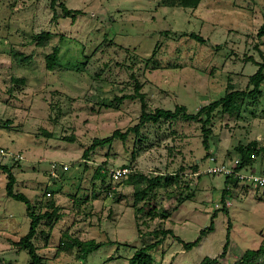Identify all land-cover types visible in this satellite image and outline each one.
Returning <instances> with one entry per match:
<instances>
[{
	"label": "rangeland",
	"instance_id": "obj_1",
	"mask_svg": "<svg viewBox=\"0 0 264 264\" xmlns=\"http://www.w3.org/2000/svg\"><path fill=\"white\" fill-rule=\"evenodd\" d=\"M63 6L79 13L65 15ZM263 24L264 0H201L195 9L162 0H0V148L21 155L0 154V164L12 167L13 192L47 214L32 239L43 264H127L152 243L154 264H199L205 256L231 264L264 247V189L204 172L210 156L228 161L252 141L260 147L252 167L264 162V80L259 93L212 112L207 149L199 120L130 130L142 112L139 93L148 112L184 106L196 114L228 85L245 90L264 62ZM41 32L50 34L43 42ZM114 130L125 139L83 158ZM50 162L67 168L53 176ZM120 166L131 173L115 181L109 170ZM97 168L104 178H94ZM6 182L0 170V264H28L14 243L30 218L6 195ZM210 224L197 246L177 241L192 242ZM68 239L105 244L82 257ZM263 262L264 251L255 264Z\"/></svg>",
	"mask_w": 264,
	"mask_h": 264
},
{
	"label": "trees",
	"instance_id": "obj_2",
	"mask_svg": "<svg viewBox=\"0 0 264 264\" xmlns=\"http://www.w3.org/2000/svg\"><path fill=\"white\" fill-rule=\"evenodd\" d=\"M201 0H162V3L166 6H181L185 8H191L195 9ZM63 12L65 15H70L72 12L79 13V11H71L66 9L64 6L62 8ZM263 29H264V24L261 26L258 36L263 35ZM50 36L48 32H41L38 35V38L40 37V42H43L45 39H47ZM197 41L203 42L204 40L198 36V35H192ZM42 44V43H40ZM59 52L58 47L54 46L52 51L46 55V67L47 68H52L56 58L57 54ZM258 68L254 72V74L250 75L248 78V85L245 88V90H238L234 89L231 85L227 86V91L224 94L223 97L219 98L218 100H214L207 104L206 106H203L199 109V111L196 114H189L186 112V108L184 106H176L175 109L172 110H167V109H162V108H156L152 113L146 111V105L144 102V97L142 94H137V96L140 98L141 101V115L139 117V123L131 128L130 130H133L135 132L138 131L139 127L143 125L145 122H158L159 120H167V121H173L177 118H182L186 120H199L202 122V132H203V139H202V144L204 145V148L207 149L208 146V138H209V133L210 130L206 128V125L210 122L211 119V114L212 112L217 109L218 107L222 108H229L232 109L235 107V105L245 99L246 97L253 96L256 93H259V87L261 83L264 80V62L258 63L257 64ZM251 85V88L248 89V87ZM136 91H138L140 88L136 84L135 85ZM134 96L132 95H124L120 99H125V98H133ZM204 114V117H201V115ZM125 132L124 134H121L118 130H114L112 134L108 137L105 138H100V139H94L92 141V144L83 151V158L88 157L89 151L95 149L98 146H104L106 144H109L113 139L116 137H119L120 139H125L126 136ZM260 147H257L256 142L252 141L245 146H238L237 147V152L239 153L240 157V164L238 166V169H242L243 167L250 166L252 167L255 164L254 158H252V155L257 156L259 154ZM208 155V154H206ZM13 159V158H12ZM16 161V160H15ZM12 167H8L7 165H2L0 164V170L4 171L7 174V182L5 185V192L6 195L9 197H12L16 200L22 201L25 204V211L27 216L30 218V224H29V229L25 235H23L18 242L14 243L17 247L26 250L28 257H29V263L28 264H43L42 263V258L36 253V248L32 242V239L34 238L36 232H37V227L39 226V223L41 219L44 217V215H47L46 213L44 214H35L33 212V209L31 207L30 201L28 198L21 193H14L13 192V187L15 183V178L14 175L11 172ZM103 173V174H102ZM103 176V177H102ZM99 178L102 177L104 178V171H102V168H97L94 172V178ZM150 182L149 184H151ZM53 202L51 201L49 203V207H51V212L50 215H53L56 213L58 208L53 206ZM212 224H210L206 229H202L199 232V236L193 240L192 242H183L181 239L177 238V241L181 243L183 249L189 250L194 246H197L201 238L204 236L206 230L211 229ZM229 226L227 228V233H226V242L223 245V251L219 256H222L224 251L226 250L228 246V239H229ZM69 242H65L66 247H78L80 250L81 256L86 257L87 254L91 253L94 250H97L99 247L104 245V242H96L94 240H87V241H79L76 239H68ZM158 243V242H155ZM154 243L145 245L143 247H140L136 249L132 255L128 258L127 264H154L153 259L149 253V251L154 248ZM264 247L263 245H260L257 249H247L243 253V255L240 257V259L235 260L231 264H255L256 260L258 257L263 253ZM199 264H222L219 261V258L214 257H208L205 256L204 258L201 259ZM264 264V262H263Z\"/></svg>",
	"mask_w": 264,
	"mask_h": 264
},
{
	"label": "built area",
	"instance_id": "obj_3",
	"mask_svg": "<svg viewBox=\"0 0 264 264\" xmlns=\"http://www.w3.org/2000/svg\"><path fill=\"white\" fill-rule=\"evenodd\" d=\"M0 154L5 155L9 154L11 158L14 160H19L21 155L12 154L5 151L3 148H0ZM252 158H256L255 155H252ZM211 165H207L204 172L211 175H224L229 181V185L231 183H240L244 182L247 185H251L256 189H264V162L259 164V168L255 169L254 167H243L242 169H238L240 164V157L229 158L228 161H221L219 163L216 162V158L214 156L209 157ZM256 164V163H255ZM60 166L63 170L67 168L66 165L60 164L57 162H50V171L49 173L53 176H56V168ZM246 171V172H245ZM245 172V173H244ZM131 173L130 168L128 167H116L109 170L110 177L115 180H121L122 178L127 177ZM58 175V174H57ZM50 195V193H47Z\"/></svg>",
	"mask_w": 264,
	"mask_h": 264
}]
</instances>
